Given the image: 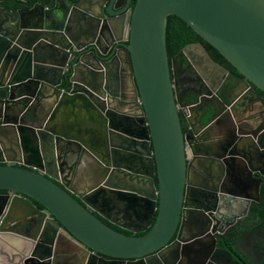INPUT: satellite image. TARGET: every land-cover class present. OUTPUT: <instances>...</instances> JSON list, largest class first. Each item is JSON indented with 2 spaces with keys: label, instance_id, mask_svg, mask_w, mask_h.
I'll return each mask as SVG.
<instances>
[{
  "label": "water",
  "instance_id": "water-1",
  "mask_svg": "<svg viewBox=\"0 0 264 264\" xmlns=\"http://www.w3.org/2000/svg\"><path fill=\"white\" fill-rule=\"evenodd\" d=\"M130 2L0 0V264H48L66 232L119 264H175L202 249L212 264H238L215 247L210 233L222 230L209 218L223 217L219 192L245 204L236 218L259 201L264 118L253 132L236 133L230 149L202 131L201 153L194 151L171 79L166 18L182 19L235 69L226 71L223 103L211 99L217 124L220 104L241 87L264 93V0ZM204 109L196 105L193 132ZM84 159L86 179L78 172ZM217 159L235 172L220 191L206 182ZM192 162L202 173L193 175ZM92 209L145 232H119Z\"/></svg>",
  "mask_w": 264,
  "mask_h": 264
},
{
  "label": "flooded vegetation",
  "instance_id": "flooded-vegetation-1",
  "mask_svg": "<svg viewBox=\"0 0 264 264\" xmlns=\"http://www.w3.org/2000/svg\"><path fill=\"white\" fill-rule=\"evenodd\" d=\"M134 2L135 0H131L130 5L133 6ZM202 40H200L197 36H194L191 41L186 43L175 55L171 57V59H169L171 79L176 86V96L180 101L178 111L182 124V130L184 134H190L192 136L191 145L194 146V143L197 145V148L193 147L197 154L201 153L198 148L202 142L201 140H196V137L199 136L202 131V135L207 137L210 144L211 142L214 143V141H216L220 144H226L230 149L232 146H236L234 145V142L237 140H235L236 133H239V131L241 134L253 132L257 129L258 124L264 118V105L262 104V100L257 95L259 94L263 99L264 93L255 88L254 89L257 93H252V91L247 90V88L243 86L238 90V93L236 92L235 95H232L233 99L229 101L228 104H220L221 121L217 124L215 123V107L214 103L211 104V99L220 100V98H222L221 95H224V97L227 96V91L226 93H223L220 88L225 84L226 77L228 76L226 71L230 70L231 72H235V69L230 64L228 65L218 59L212 50L213 47L211 45H206ZM211 60H213L220 67L213 65ZM220 101L222 102V100ZM200 102L203 103L205 109L202 117L200 118V127L198 128L194 126L193 132L191 130L192 127L189 125V121L190 123L194 122V118L196 116V105ZM197 141L200 143L199 145ZM206 148L207 146H203L201 150L206 151ZM209 150L214 151V148L211 146L208 148V151ZM218 151H220V149ZM210 155L214 156V152ZM193 156L192 149L186 145V160L188 163L193 160ZM220 161L221 160L217 159L213 162V167H215L213 175L206 177V182L211 186L210 188H217L218 191L231 186L228 185V183L231 175L235 173L231 170V167L227 166L228 164L226 165V163H221ZM192 163L194 169L193 175L198 172L202 173V166H197L196 168L194 162ZM256 164L257 161L253 164V166ZM256 176L260 177L258 173H256ZM195 179L192 175L189 176V181L191 183L196 181V184L199 185V182ZM263 192L264 181L261 182L259 201L249 204L248 210L245 212L244 216L237 218L235 217L237 216L236 214L243 212L242 207H244L245 204L240 202V208H237L238 203L236 205L232 200L220 198L218 196L220 192H217L218 194L216 196L218 198V202H221L223 205V208L219 209V213L221 212L223 217L220 220L219 215L217 214L215 217L209 218L210 228L221 229L222 231L210 234L214 238L215 247L227 248L230 252H232L234 255L233 258L238 264H264ZM0 193H5V191H0ZM97 195L100 197V194ZM211 200L212 198H210V202ZM105 203V201L103 204L99 201L92 202V204L96 205L95 207L97 209L98 207L101 209L102 206L108 207ZM97 204H99L98 207ZM95 210L92 212L96 216H98L111 228L119 232L129 235H141L145 232L141 231L138 233H131L128 230L115 225L111 221H116L117 219L113 218L114 214L110 211V216L108 217L110 219H107ZM217 220L219 222H217ZM121 223L126 224L125 222ZM126 225L131 226L130 224ZM214 225L215 227H213ZM196 231L197 230L195 229L192 230V232ZM63 234L64 237L59 238L53 252V257L48 264H52V261L55 264H119L118 260H114L110 257L104 256L102 257L103 259L96 258L95 254H92L91 250L84 249L78 241L69 236L67 232ZM175 238L176 233L172 236L169 242ZM202 250L203 255L200 254L199 256L198 254H192L189 259L180 254L175 264H212L210 263L212 261H210L211 255L209 257L207 256V258L205 256V249Z\"/></svg>",
  "mask_w": 264,
  "mask_h": 264
},
{
  "label": "trees",
  "instance_id": "trees-1",
  "mask_svg": "<svg viewBox=\"0 0 264 264\" xmlns=\"http://www.w3.org/2000/svg\"><path fill=\"white\" fill-rule=\"evenodd\" d=\"M8 5L10 4L8 3ZM194 36H197L200 40H202L182 19L175 15H168L166 18V49L168 58L171 59V57L175 55L186 43L191 41ZM202 41L206 45H209L204 40ZM212 50L218 59L229 65V63L218 53L216 49L212 48ZM66 81L67 79L65 82ZM262 200L264 201V192L262 193ZM34 203L37 204L36 202ZM37 205L41 207V205ZM262 207L264 210V205H262Z\"/></svg>",
  "mask_w": 264,
  "mask_h": 264
},
{
  "label": "crops",
  "instance_id": "crops-1",
  "mask_svg": "<svg viewBox=\"0 0 264 264\" xmlns=\"http://www.w3.org/2000/svg\"><path fill=\"white\" fill-rule=\"evenodd\" d=\"M90 159H84V163H81L78 166V172H79V176L83 177V179L87 178V170L89 169L90 166Z\"/></svg>",
  "mask_w": 264,
  "mask_h": 264
}]
</instances>
